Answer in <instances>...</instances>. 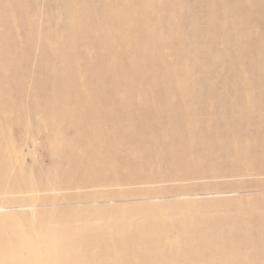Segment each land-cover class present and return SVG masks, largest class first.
Listing matches in <instances>:
<instances>
[{"label":"bare ground","instance_id":"bare-ground-1","mask_svg":"<svg viewBox=\"0 0 264 264\" xmlns=\"http://www.w3.org/2000/svg\"><path fill=\"white\" fill-rule=\"evenodd\" d=\"M54 1L60 23L40 25L0 0L12 26L0 68L14 69L0 141L34 136L29 167L0 146V264H264V0ZM31 49L50 74L40 84L34 63L20 71ZM196 182L223 189L201 197ZM119 186L136 203L114 201ZM150 216L167 241L138 222Z\"/></svg>","mask_w":264,"mask_h":264},{"label":"rangeland","instance_id":"rangeland-1","mask_svg":"<svg viewBox=\"0 0 264 264\" xmlns=\"http://www.w3.org/2000/svg\"><path fill=\"white\" fill-rule=\"evenodd\" d=\"M192 1L193 0H190V3H192ZM194 1H199V0H194ZM21 2H22V6L24 8H26V10L28 11V16L33 18L34 20H35V17H33L34 15H33L32 11H36V15H38L37 21H39L40 25H43V22L45 20L44 15L46 13H50V18L54 22V24L60 23L61 10L59 9L57 3L54 0H21ZM7 9L8 10H14L15 6H9V7H7ZM199 11L202 12V9H200ZM12 15H13L12 18L17 23L16 13L14 12ZM4 16H6V17H4ZM8 17L9 16H7V10H0V19H3V21H0V32L1 33L6 31V30H9L12 27L11 23L8 20ZM201 25H202V27L205 26L204 23H202ZM257 32L258 31L254 30L252 32V34L255 35V34H257ZM13 34L17 39H21L20 42L24 41L22 39L25 36V27H20V25H18V26L15 25ZM32 38L41 40L40 36L34 35L33 32H32ZM32 42H35V40H33ZM21 45L22 46L28 45L29 47H34L32 44H27L25 42H23V44H21ZM9 46H11V42L9 40H6V41L0 40V62L3 61L2 54L7 50V48ZM35 51L36 50L31 49L26 54L27 55L26 57L20 58V61H21L20 71L21 72L29 71L31 67L27 66V63H34L35 66L37 67V69L35 70V80L34 81H35V83L40 84V83H42L43 78L50 77V74H49V72L40 73V71L38 70L42 66L43 61H44L43 58L41 57L43 52L38 53L37 51L36 52ZM13 72H14L13 66L10 63L9 64L6 63V65L3 68H0V79H3L4 76H9V74L13 73ZM223 74L224 73H222V75ZM218 81L219 80H216L214 82V85L215 84L218 85L219 84ZM1 86L2 85H0V87ZM10 86H11V83H10L9 87ZM2 102H3V99L1 98L0 99V105L2 104ZM8 110H9V106L7 104L6 105L3 104L2 112L8 111ZM2 114H0V125L3 123L4 120H6V122H9V123L12 121L10 115L9 116L6 115L4 117V116H2ZM2 128H3V126L0 129H2ZM13 129H17V128H13ZM0 132H6V129H2V131H0ZM14 136H15L14 140L10 143H7L6 141L1 140L0 146H6V147L15 146L17 154L14 157L15 158H22L23 157L24 165L26 167L31 166L33 164V161H32L33 159H32V155H31V153H32L31 152L32 151L31 141L34 139V136H32V133H29V132H26V133L23 132L20 135H16V133H15ZM40 149H41V147L39 146L38 149H36V151L39 152ZM0 151H3L5 153V149H2ZM40 157H41L40 159H42L43 161H48L50 159V155L46 156V153H43V152H42V156H40ZM68 157H70V155H67L63 158H68ZM158 164L160 166H162L163 164H165V161H162L161 163L158 162ZM101 167H107V164H102ZM32 172H34V168H33ZM214 184L219 185L220 186L219 189H221V188L223 189V182H217V183L196 182V183H188L186 185L191 186L193 188V192H197L198 194H202L201 197H209L212 195L205 196L203 194L212 192L213 191L212 187L214 186ZM131 189H133V188H128V190H131ZM113 190H115L117 192L116 195L113 196V200L117 201V203L118 202L119 203H121V202L136 203V200H134L133 197L125 194L126 190H127V186L115 187V188H113ZM91 192L92 191H89V189L83 190V188L81 190H75V191L72 190V191L62 192L59 195L62 197H58L59 201H57L59 203V205L61 206L59 208H64V205L69 204V203H67L69 201V199H67V196L68 197L75 196L74 194L82 196L83 193H91ZM242 193H245V192H242ZM240 194H241V192H240ZM225 195H227V194H225ZM15 198H23V196L16 195ZM99 199L101 202H105V199H107V198L100 197ZM138 222L145 225V231H150V230L154 231V236L152 237L154 240L162 239L164 241H167L172 236L169 234L168 229L165 226H163L160 222L157 221V218L155 216L145 217L144 219L139 220ZM195 225L196 224L193 221H190V233L188 234L189 236H194V235L201 236L200 234L204 233V231H198V230L194 229ZM192 248H196V247L192 246ZM208 249H206V251L202 255L209 252ZM96 253H97V251L93 250V251H89L88 255L90 257H94L96 255ZM244 253H246V252H244ZM112 255L116 256L117 252L114 250L112 252ZM123 259H125V260H121V259H119L118 261L115 260L114 263L115 264H140V259L136 253L133 256L126 255V257ZM192 259H193V257L192 258L190 256L187 257V260H192ZM145 264H161V263L160 262H154V261L147 259L145 261Z\"/></svg>","mask_w":264,"mask_h":264}]
</instances>
